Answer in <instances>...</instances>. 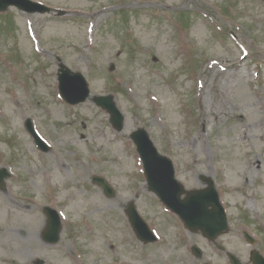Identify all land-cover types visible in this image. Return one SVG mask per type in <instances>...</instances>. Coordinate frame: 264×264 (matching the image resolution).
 <instances>
[{
	"label": "rangeland",
	"instance_id": "374dc122",
	"mask_svg": "<svg viewBox=\"0 0 264 264\" xmlns=\"http://www.w3.org/2000/svg\"><path fill=\"white\" fill-rule=\"evenodd\" d=\"M35 1L51 12L10 7L0 13V168L10 172L0 189V264L45 255L35 234L43 222L40 207H30L33 220L6 225L25 216V204H48L63 215L66 228L51 264L83 258L85 264H228L147 190L129 136L139 127L171 158L186 188H203L202 175L214 180L230 220L218 243L246 262L249 248L240 235L246 225L264 256V0ZM126 38L133 48L123 45ZM57 57L84 74L90 89L84 102L60 98ZM104 94L124 114L121 132L92 101ZM25 118L51 145L48 153L36 148ZM93 174L116 194L74 211V193L89 200L101 192ZM86 182L94 190L82 188ZM131 200L162 244L142 246L124 227ZM193 244L201 258L191 253Z\"/></svg>",
	"mask_w": 264,
	"mask_h": 264
},
{
	"label": "water",
	"instance_id": "95a60500",
	"mask_svg": "<svg viewBox=\"0 0 264 264\" xmlns=\"http://www.w3.org/2000/svg\"><path fill=\"white\" fill-rule=\"evenodd\" d=\"M1 7H4V4H1ZM31 10H42V6L31 3ZM61 93L65 99L74 102L68 98L63 81L61 82ZM85 95L86 93L79 100H83ZM95 99L99 105L107 108L112 114V119L117 123L116 126L120 128L121 116L115 106L105 98L97 97ZM27 127L28 129L30 128V131L34 135L29 121H27ZM137 132L134 133L133 139L145 164L149 188L155 191L168 207L176 211L191 230H201L210 239H214L218 234L226 230L225 215L218 203L217 194L213 187H208L206 190L195 195L190 194L187 198L181 200L179 196L182 190L179 184L173 180V169L170 161L156 154L151 142L143 131ZM34 137L37 144L45 148L44 143L35 135ZM208 206H211L212 209H207ZM53 227L58 229V222L51 218L49 228ZM143 238L146 241L151 239L150 233L148 232V235L143 236ZM194 251L200 254L196 247H194ZM254 261L256 264H264V258L258 252L254 254ZM234 262L238 264L236 261Z\"/></svg>",
	"mask_w": 264,
	"mask_h": 264
},
{
	"label": "bare ground",
	"instance_id": "6f19581e",
	"mask_svg": "<svg viewBox=\"0 0 264 264\" xmlns=\"http://www.w3.org/2000/svg\"><path fill=\"white\" fill-rule=\"evenodd\" d=\"M213 114L215 115V116H217V114H218V111L216 110V111H214L213 112ZM238 186V182L236 181V180H233L231 183H230V188L231 189H234L235 187H237ZM102 201V198H101V196H100V194L99 193H94V195L92 196V198L88 201V202H94V201ZM83 201H86V199H84ZM73 202V206H74V210H79V204H77V202L75 201V200H73L72 201ZM2 204V201H1V199H0V205ZM0 214H1V210H0ZM2 221V219H1V215H0V222ZM60 264V263H59ZM110 264H114V263H110ZM116 264H127L126 263V261L125 260H121V261H119L118 263H116Z\"/></svg>",
	"mask_w": 264,
	"mask_h": 264
},
{
	"label": "flooded vegetation",
	"instance_id": "af4514ba",
	"mask_svg": "<svg viewBox=\"0 0 264 264\" xmlns=\"http://www.w3.org/2000/svg\"><path fill=\"white\" fill-rule=\"evenodd\" d=\"M44 245H46V244L43 243V246H44ZM43 250H45L44 247H43ZM51 251H52V249H49V250L47 249V250H46V253H47L48 256H50ZM43 261H44V262H43L42 264H50V261H51V260H50V259H49V260H46L45 257H44ZM35 263H36V261H33L31 264H35Z\"/></svg>",
	"mask_w": 264,
	"mask_h": 264
}]
</instances>
